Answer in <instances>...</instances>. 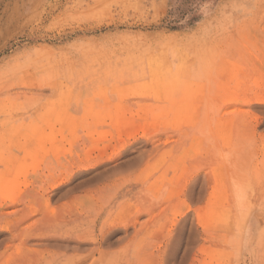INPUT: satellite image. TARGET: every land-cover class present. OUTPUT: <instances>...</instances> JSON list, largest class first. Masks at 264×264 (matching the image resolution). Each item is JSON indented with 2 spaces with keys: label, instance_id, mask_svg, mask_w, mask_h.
<instances>
[{
  "label": "rangeland",
  "instance_id": "374dc122",
  "mask_svg": "<svg viewBox=\"0 0 264 264\" xmlns=\"http://www.w3.org/2000/svg\"><path fill=\"white\" fill-rule=\"evenodd\" d=\"M0 264H264V0H0Z\"/></svg>",
  "mask_w": 264,
  "mask_h": 264
},
{
  "label": "bare ground",
  "instance_id": "6f19581e",
  "mask_svg": "<svg viewBox=\"0 0 264 264\" xmlns=\"http://www.w3.org/2000/svg\"><path fill=\"white\" fill-rule=\"evenodd\" d=\"M69 127H70V126H69ZM75 141H76V140H75ZM64 151H65V150L62 148V149L56 150L55 153H54V152H53V153H54L55 155H57L56 157H60V156L64 153ZM36 161H39V160H36Z\"/></svg>",
  "mask_w": 264,
  "mask_h": 264
}]
</instances>
